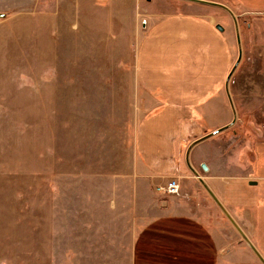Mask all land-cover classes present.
Here are the masks:
<instances>
[{"label":"rangeland","instance_id":"rangeland-1","mask_svg":"<svg viewBox=\"0 0 264 264\" xmlns=\"http://www.w3.org/2000/svg\"><path fill=\"white\" fill-rule=\"evenodd\" d=\"M213 1L235 12L243 56L264 52V13H246L243 0ZM74 2L0 0V264H133L138 234L174 196L166 192L171 176L165 184L164 176L150 180L144 163L151 161L139 158L150 100L140 87L135 17L117 25L99 11L100 0H89L85 13ZM144 2L157 10L209 9L235 30L218 7L142 0V11ZM238 104L249 128L239 116L220 137L250 172L264 113ZM176 145L178 174L192 173ZM238 181L247 199L259 197L261 187ZM212 215L222 230L224 218Z\"/></svg>","mask_w":264,"mask_h":264},{"label":"crops","instance_id":"crops-1","mask_svg":"<svg viewBox=\"0 0 264 264\" xmlns=\"http://www.w3.org/2000/svg\"><path fill=\"white\" fill-rule=\"evenodd\" d=\"M74 1V9L85 13L89 0ZM100 1L99 11L110 15L117 25L124 26L132 16L139 25L133 45L138 50L140 87L150 100L138 138L139 158L151 161L150 165L144 163L150 180L156 182L164 176L165 184L169 176H178L182 189L181 195L180 191L169 196L158 217L138 234L133 264H262L198 178L190 172H177L176 143L186 151L194 139L233 119L225 82L238 56L235 30L225 27L220 31L217 13L193 5L157 10L145 7V1L142 11V0ZM243 1L246 13L250 8L252 13H264V0ZM141 19L146 20L143 30ZM259 44L264 51V41ZM230 91L241 125L247 119L241 116L239 102L251 112L264 113V52L243 56ZM247 124L249 128V121ZM231 128L197 144L191 162L197 170V161L201 167L202 163L208 165V170H198L200 175L264 256V137L250 143L251 171L243 172V156L230 153L220 137ZM191 129L198 132L190 139ZM238 180L249 182L251 189L261 187L259 197L247 199ZM231 181L238 185L232 187ZM213 213L224 218L222 230L215 228Z\"/></svg>","mask_w":264,"mask_h":264},{"label":"water","instance_id":"water-1","mask_svg":"<svg viewBox=\"0 0 264 264\" xmlns=\"http://www.w3.org/2000/svg\"><path fill=\"white\" fill-rule=\"evenodd\" d=\"M186 1H190V2H194V3H199V4H203V5H209V6H214V7H218L221 8L223 10H225L232 18L233 23H234V27H235V33H236V40H237V47H238V57L236 62L234 63L233 67L231 68L227 78H226V82H225V90H226V94L228 97V101L232 110V114H233V119L221 126L218 127L216 129H214L213 131H210L196 139H194L187 147L186 149V153H185V162L189 168V170L193 173V175L198 178L199 182L202 184V186L204 187V189L208 192V194L210 195V197L214 200V202L217 204V206L221 209V211L223 212V214L227 217V219L230 221V223L234 226V228L237 230V232L240 234L241 238L243 241L246 242V244L250 247V249L255 253V255L258 257V259L260 260V262L262 264H264V256L262 255V253L260 252V250L258 249V247L254 244V242L250 239V237L246 234V232L244 231V229L241 227V225L237 222V220L234 218V216L230 213V211L227 209V207L224 205V203L220 200V198L217 196V194L214 192V190L209 186V184L206 182V180L200 175L199 171L194 167V165L191 162V151L192 149L199 143L213 137L216 136L226 130H228L229 128H231L232 126H234L237 121H238V111H237V107L235 105L234 99L232 97L231 91H230V83L232 80V77L236 71V69L238 68L242 58H243V47H242V39H241V34H240V26H239V22H238V18L235 14V12L226 4H223L221 2H217V1H213V0H186ZM6 14L1 13L0 17H5ZM217 29H219L220 31L224 30V27L220 24L217 25ZM202 168L204 170H208V165L206 163H202ZM251 183H255V182H251Z\"/></svg>","mask_w":264,"mask_h":264},{"label":"built area","instance_id":"built-area-1","mask_svg":"<svg viewBox=\"0 0 264 264\" xmlns=\"http://www.w3.org/2000/svg\"><path fill=\"white\" fill-rule=\"evenodd\" d=\"M143 24L145 25L146 22L143 21ZM180 183H179V180H178V176H175V177H172L171 180L169 181L168 183V186H167V193L170 194V195H176V194H179L180 193Z\"/></svg>","mask_w":264,"mask_h":264}]
</instances>
